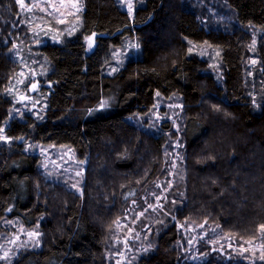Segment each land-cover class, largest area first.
<instances>
[{
    "label": "trees",
    "instance_id": "obj_1",
    "mask_svg": "<svg viewBox=\"0 0 264 264\" xmlns=\"http://www.w3.org/2000/svg\"><path fill=\"white\" fill-rule=\"evenodd\" d=\"M222 1L235 22L230 29L205 28L200 10L184 0H145L132 18L116 0H82L78 34L61 46L44 43L39 49L50 73L44 80L49 87L40 88L44 120L37 122L27 115L9 121L13 102L4 91L18 65L1 42L10 24H3L8 0H0V136L2 131L10 140L0 144V229L5 220L19 219L29 229L39 223L41 243L12 264H113L106 255L116 224L166 176V136L128 120L147 114L155 95L181 99L182 196L175 219L170 212L154 235L153 251L135 264H181L175 245L176 224L183 222L214 224L237 242L264 244V95L255 112L248 83L244 86L250 30L264 27V0ZM133 36L140 59L103 76L111 49ZM188 41L220 51L222 84L207 72L206 61L188 54ZM256 56L264 90V35ZM104 98L112 99L107 112L89 114ZM26 141L68 145L85 158L81 195L47 180L38 157L24 152ZM201 264H264V259Z\"/></svg>",
    "mask_w": 264,
    "mask_h": 264
},
{
    "label": "rangeland",
    "instance_id": "obj_2",
    "mask_svg": "<svg viewBox=\"0 0 264 264\" xmlns=\"http://www.w3.org/2000/svg\"><path fill=\"white\" fill-rule=\"evenodd\" d=\"M120 8L132 18L135 9L142 7L145 0H116ZM191 8L200 10L198 17L205 28L230 29L234 19L222 0H184ZM193 1H196L193 3ZM195 4V5H194ZM10 32L3 38L8 45L7 54L18 65V70L4 91V96L13 102L9 115L12 119L23 120L24 115L37 122L44 120L46 98L40 91L48 88L44 83L50 73V66L40 54L44 43L63 45L75 37L81 28L82 0H8ZM252 41L245 71L244 86L248 83L252 108L261 109L259 99L264 95L263 87L256 77V46L258 38L264 35V27L250 30ZM87 44L90 43L87 40ZM188 54L207 62V72L217 84H222V63L220 51L207 45L187 42ZM141 57V48L136 37H127L118 48L111 49V60L103 68V76L119 72L129 60ZM111 98H104L97 109L89 114L107 112ZM107 107V108H106ZM106 108V109H105ZM105 109V110H103ZM182 103L178 96L168 98L155 95L153 107L145 115L129 117V121L152 135L166 136L164 179L157 181L139 201H134L115 227V239L107 249V259L113 264H135L155 248L154 235L164 228L165 221L174 220L179 205L176 199L182 196L177 191L183 181L182 153ZM167 129H163L164 125ZM3 130V129H2ZM1 131L0 144H8ZM17 142H22L21 139ZM24 152L38 157V169L43 176L55 184L62 185L81 195L84 183L86 159H80L68 145L24 142ZM165 220V221H164ZM0 229V264H12L21 254L39 250V223L34 228H25L19 219L5 220ZM181 264L213 262H255L264 258V244L237 242L223 235L214 224L177 223Z\"/></svg>",
    "mask_w": 264,
    "mask_h": 264
},
{
    "label": "water",
    "instance_id": "obj_3",
    "mask_svg": "<svg viewBox=\"0 0 264 264\" xmlns=\"http://www.w3.org/2000/svg\"><path fill=\"white\" fill-rule=\"evenodd\" d=\"M94 37H95V35H92V37L88 40V42L90 43V48H91V49H92V47H93Z\"/></svg>",
    "mask_w": 264,
    "mask_h": 264
},
{
    "label": "snow or ice",
    "instance_id": "obj_4",
    "mask_svg": "<svg viewBox=\"0 0 264 264\" xmlns=\"http://www.w3.org/2000/svg\"><path fill=\"white\" fill-rule=\"evenodd\" d=\"M261 230L264 231V226H261ZM262 258H264V257H262Z\"/></svg>",
    "mask_w": 264,
    "mask_h": 264
}]
</instances>
